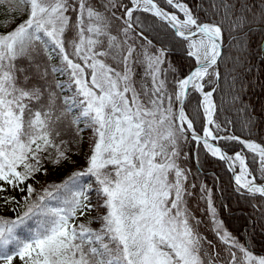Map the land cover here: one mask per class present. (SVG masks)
I'll use <instances>...</instances> for the list:
<instances>
[{"label": "snow or ice", "instance_id": "snow-or-ice-1", "mask_svg": "<svg viewBox=\"0 0 264 264\" xmlns=\"http://www.w3.org/2000/svg\"><path fill=\"white\" fill-rule=\"evenodd\" d=\"M164 2L175 11L157 0H0V192L27 193L21 213L0 215V264H264L250 239L227 230L212 188L196 182L202 149L231 172L235 192L264 208V143L221 135L228 129L213 119L222 80L247 113L254 52L264 63V0ZM139 12L183 43L185 73L144 34ZM256 123L248 113L242 130L251 136ZM86 132L85 164L33 199L27 182L49 163L76 164L71 145ZM197 193L224 257L199 231L189 207Z\"/></svg>", "mask_w": 264, "mask_h": 264}, {"label": "trees", "instance_id": "trees-1", "mask_svg": "<svg viewBox=\"0 0 264 264\" xmlns=\"http://www.w3.org/2000/svg\"><path fill=\"white\" fill-rule=\"evenodd\" d=\"M127 2V0H125ZM189 6H192L190 0ZM160 7L166 11L173 12L175 9L167 6L164 0H157ZM138 15L140 21L144 26V34L153 41L156 47H168L171 49L169 58L172 63L180 68L181 74L185 73L191 61L186 57L183 43L173 39V32L167 24L158 18L154 17L150 13H134V16ZM203 17V13H201ZM182 18V17H181ZM257 38H254L253 47ZM58 63V61H53ZM253 70L245 76L244 83L247 85L246 90L242 94L243 103L248 105L247 113L238 111L239 103L233 104L231 102L232 91L228 88L224 80L221 81V88L213 94L214 101L216 102V113L214 120L221 125V128H227V132H221V135L233 134L241 136L244 139H253L259 143H264V63H261L259 54H253L251 61ZM225 69L221 67V73L224 74ZM210 90V89H206ZM196 97H193V103ZM186 112L191 113V105L186 107ZM250 113L256 118L257 123L253 129V135L249 136L247 129L242 130V123L246 118V115ZM205 116L201 109V116L196 122L197 130L204 126ZM230 121V123H228ZM90 133L84 134V140L79 145L72 144L73 149L71 155L72 159L82 155H87L90 151L88 137ZM67 138V137H66ZM239 145L233 143L230 151L239 150ZM186 151L189 155H195L196 145H187ZM200 157L202 162V171L199 178L196 180L197 183L201 181L206 183L213 190V200L218 208L219 218L224 221L225 227L233 235L240 237L241 242L244 239H250L251 250L254 254H264V208H254L252 205L261 204L262 200L259 196L253 200L251 197L242 196L241 194L234 191V185L228 178L227 169L224 164L216 159L205 157L203 150H200ZM66 164V163H65ZM61 166H55L47 164L46 167L48 172L44 176V182L41 183V187H36V193L43 194L42 188H49L52 185V178H55L58 172L62 169ZM253 167V165H249ZM188 167L196 171L199 165L193 166L192 161L188 163ZM215 173V176L213 175ZM39 185V186H40ZM51 189V188H50ZM91 203L96 204V197L94 193H90ZM199 194L194 198H190L189 207L192 209L197 218L202 220L204 223L200 225V233L211 241L215 245L217 252L221 254V257L226 255L223 245L212 231L211 223L209 222V214L206 211L207 205L204 200L199 199ZM53 206L56 205V201H52ZM92 217L97 215L96 211H92Z\"/></svg>", "mask_w": 264, "mask_h": 264}, {"label": "rangeland", "instance_id": "rangeland-1", "mask_svg": "<svg viewBox=\"0 0 264 264\" xmlns=\"http://www.w3.org/2000/svg\"><path fill=\"white\" fill-rule=\"evenodd\" d=\"M85 157L86 155H82V156H79L77 158H74L73 160L76 161V164H72V163H66L62 169L58 172V174L56 175L55 178H52L51 182H52V185H57V184H61L63 183L64 181H66L68 179V177L75 171L77 170L78 168H80L81 166H83L85 164ZM44 182V176L43 174H38L37 177H36V180H30L28 181L27 183H31L33 185V187L36 189V187L40 188L41 187V183ZM40 185V186H39ZM7 190L5 192H0V215H4L6 217H9V218H14L16 215H18L19 213H21L23 210H24V207H23V196H25L27 193H22L20 192L18 189H13L11 187H7ZM45 187L42 188V190L44 189ZM49 190H52L54 191V189H49ZM38 195H42V194H39V193H34L33 194V199L38 196ZM4 197H15L16 200L20 201V205H17L15 203H12V204H8V205H5L4 203ZM15 208L16 211L13 212L12 209ZM93 213L91 212V216ZM82 219H87V217H84ZM92 227L94 228H97L99 227L98 224L94 223L92 225ZM16 264H19V262L17 261Z\"/></svg>", "mask_w": 264, "mask_h": 264}, {"label": "water", "instance_id": "water-1", "mask_svg": "<svg viewBox=\"0 0 264 264\" xmlns=\"http://www.w3.org/2000/svg\"><path fill=\"white\" fill-rule=\"evenodd\" d=\"M164 22V21H163ZM165 24H167L166 22H164ZM170 28V27H169ZM149 39V38H148ZM213 100H214V98H213ZM216 103V102H215ZM215 113H216V111H215ZM214 113V114H215ZM206 118V117H205ZM213 119H214V116H213ZM205 123H206V120H205ZM227 175H228V178H229V180L231 181V183L234 185V180H233V177H232V174H231V172L229 171V170H227Z\"/></svg>", "mask_w": 264, "mask_h": 264}]
</instances>
